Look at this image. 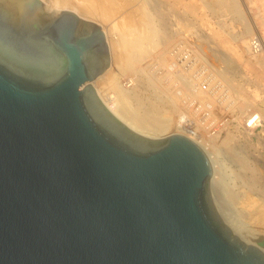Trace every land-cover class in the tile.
<instances>
[{
    "label": "water",
    "instance_id": "water-1",
    "mask_svg": "<svg viewBox=\"0 0 264 264\" xmlns=\"http://www.w3.org/2000/svg\"><path fill=\"white\" fill-rule=\"evenodd\" d=\"M102 28L0 0V264H264L218 212L194 141L149 138L100 99Z\"/></svg>",
    "mask_w": 264,
    "mask_h": 264
},
{
    "label": "rangeland",
    "instance_id": "rangeland-1",
    "mask_svg": "<svg viewBox=\"0 0 264 264\" xmlns=\"http://www.w3.org/2000/svg\"><path fill=\"white\" fill-rule=\"evenodd\" d=\"M42 1L45 2V0ZM127 2H132L133 5L132 3L131 6L126 4L128 7L114 8L115 10L104 4V7L106 6L105 11L106 9L109 10L106 11L108 12L106 14H109L110 11L111 14L114 13L113 15L109 14L113 24L117 28L122 26L123 29L126 25L128 27L126 17L132 10V6L135 8L136 5V7L141 8L145 4L143 6L152 14L153 25H155L158 33V38H155L157 44L155 48L150 50V54L141 61L142 68H145H143L144 73L149 75L143 76L135 70L138 68L126 73H117L115 58L113 59L112 56L107 70H113L117 74L118 83L123 88L135 91L133 93L139 98L133 103L135 107L140 106V110H144L153 105L161 115L164 111L171 112L170 115H173V117L170 116L173 121L171 123L174 126L172 125L166 131L153 135L154 137L157 136L156 138L174 134L178 112L189 98H193V101L196 100L199 103L198 99L203 97L204 104L211 108L209 111L218 120L227 115V130H224L210 143L211 146L217 147V158L219 165L221 164L220 166L217 165V173H219H216V176L224 180L222 182L220 179L219 184L222 185L219 186L222 188L217 187L220 190L216 198L213 195V200L216 202L215 206L218 212L223 215L222 217L228 214L227 217L242 224L239 226V230L236 228V231L248 243L262 239L264 226L259 224L258 220L264 218V215L262 216L258 209L251 210L253 211L251 213L242 207L247 196L248 199L253 198L258 207L259 205L264 207V82H261L258 76L264 74V0H236V9L219 0H131V2L128 0ZM56 8L68 9L78 14L74 7ZM103 18L85 17V19L98 24L104 33H108L110 31L108 22H106L105 17ZM122 27L119 29L123 30ZM111 35L114 36L110 32L109 39H112ZM256 37L260 38L262 45V50L258 55L253 54L249 48L251 40ZM175 49L181 52L178 58L194 57L195 60H198L203 71H205L204 74L199 70L201 68L199 67L195 71H191L190 79L188 74L180 71L179 68L181 67L177 66V59L173 57ZM206 74L209 77L208 81ZM104 75L94 82L95 87L106 88V85L103 84L106 83L103 80ZM177 76L178 78H176ZM187 77L190 81L186 79ZM179 78L188 80L184 84V88L188 90V95L187 92L185 95L183 94L186 97L183 99L184 101L176 102L174 100V106L170 103L164 105L157 102V104V97L153 92L154 89L149 87L150 84L155 82L160 88L158 90H161V87L171 86L172 83L178 86ZM126 82L132 85L126 87L124 85ZM207 83L209 84V91L215 95L214 97L207 93ZM194 94L200 98L195 97ZM224 96L229 97L228 103L221 104ZM212 98H216V100ZM207 99L211 103L215 102L214 105L209 103ZM241 103H244L245 107L242 108ZM172 109L175 111L173 112ZM258 111L260 114L262 113V126L256 131L243 129V118L247 115L248 118L250 112ZM221 170L224 171V174ZM219 174L220 176H218ZM220 206L224 207L221 208Z\"/></svg>",
    "mask_w": 264,
    "mask_h": 264
},
{
    "label": "bare ground",
    "instance_id": "bare-ground-1",
    "mask_svg": "<svg viewBox=\"0 0 264 264\" xmlns=\"http://www.w3.org/2000/svg\"><path fill=\"white\" fill-rule=\"evenodd\" d=\"M127 1L128 0H49V2L54 7H61V8L74 7L75 10L78 12V15L82 18H85V17L86 18H96V17L103 18V17H105V20H106V22H108V27L110 30V31H108V33L105 32L106 41L108 43V48L110 51V57L112 56L113 59L115 58V64H116L117 71H118L117 73H120V72L126 73L132 69L138 68L135 70L139 71L143 76L145 75V77H146L149 74L144 73L145 71H143V70L145 68L144 67H143L144 69L142 68L141 61L150 54V50L152 48L156 47L157 40H155V38L157 37V34H158L157 29L154 27L155 25H153L152 14L149 12V10H146L145 6H143L145 4H143L141 8L136 7V5L134 4L135 8H137V9H135L132 6L131 7L132 10L127 14V17H126V22H127L126 24H128V27L126 25L125 29H123V27L120 26L123 29V30H120L121 28L120 27L117 28L113 24V22H112L113 20H111L110 15H113L114 13L111 14V11H110V13H109L110 15H109V14H106V13H108L106 11H109V10L106 9V11H105L106 6L104 7V4H107L111 9L124 8V7H128L129 6L128 4H130V6H131V3H132L131 0H130L131 3H128ZM219 1H221L222 3L230 5L231 8H234V9L237 8L236 0H219ZM132 5H133V3H132ZM110 32L112 34H114V36L111 35L112 39H109V37H108ZM263 49H264V45H263ZM219 71H220V69H219ZM178 76H179V74H178ZM178 76L176 78H178ZM258 76H259L260 81L264 82V74L263 75L259 74ZM186 79H188V77ZM186 79L179 78L178 79L179 80L178 86H175V83H172L171 86L170 85L168 86L169 88L163 86V87H161V90H158L160 88L157 84H155V82L150 84L149 87L150 88L152 87V89H154L153 92H154L155 96L157 97L156 103L159 102V104L161 103L164 105H166V103H170L173 105L175 103V101L177 102L179 100L185 99L186 97H184L183 94L185 95V93L187 92V95H188V90H186L184 88V84L189 80L188 79L186 81ZM99 80H101V79H99ZM103 80L106 82V83H103L104 85H106V88L101 89V88L94 86L96 88V91H97L100 99L105 104V106L109 110H112V113L120 121H122L124 124H126L130 129H132L135 132L140 133L144 136L155 139L157 136L154 137L153 135H156V133H158V132L166 131L167 128L172 126V125L174 126V124L171 123V122H173L172 118H170V116L173 117V115H170L171 112L168 113V111L167 112L164 111L161 115L158 112V110L155 109V106L153 107V105H150L152 107H150V106L148 108L146 107L147 109H144V110H140V108H139L140 106L135 107L133 103L136 100L138 101L139 98L137 97V95L135 93H133V91H134L133 89L123 88L118 83L117 74L114 73L113 70H107V73H105ZM147 80H149V79L147 78ZM175 82H176V80H175ZM94 85H95V83H94ZM148 91H149V89H148ZM232 98H233V96H232ZM212 99H214V98H212ZM210 100H208L209 103H211ZM150 102H152V101H150ZM153 102H155V101H153ZM214 103L215 102H213L211 104L214 105ZM241 104L243 105V106L241 105L242 108L245 107L244 103H241ZM170 107H172V106H170ZM173 108L176 109L175 107H173ZM239 108L241 109L240 106H239ZM162 109L165 110L164 108H162ZM166 109H167V107H166ZM174 109H172L173 112L175 111ZM160 110H161V107H160ZM259 114H260V112H259ZM260 115H261L260 117H262V113ZM247 119H250V116ZM191 139L194 140L196 143H198L202 147L200 142L197 141L195 138H191ZM202 148L205 151V153H206V155H207V157H208V159L212 165V169H213L212 187L213 188L211 190L213 191L212 195H214L216 198L218 196L217 193L220 190L219 188H222L219 186V185H222V184H219L221 178H218L216 176L217 168H218L217 165H219L218 158H217L218 149L214 145L211 146V144L207 148L205 147V149H204V147H202ZM221 167H223V166H221ZM221 172H222V170H221ZM221 172H220V174H221ZM220 174L218 176H220ZM221 177H222V174H221ZM221 180H222V182L224 181L223 179H221ZM217 187H219V188H217ZM219 197H220V195H219ZM246 198L247 199H246L242 208H245V210L247 209V211L258 209L262 213V216H263L264 215V209H263L264 207L260 206V205L258 207L256 205L257 203L255 202V200H253V198L252 199L249 198L250 200L248 199V196ZM214 203H216V202H214ZM224 206H225V204H224ZM224 206H222V207L220 206V207L223 208ZM219 211L221 212L220 209H219ZM252 212L253 211H251V213ZM257 213L259 214V212H257ZM227 215L228 214H226V216H225L226 218L222 217V218H224L225 223L231 229L236 231V228H238L237 230H239V228H240L239 226H242V224H240L239 222H237L234 219H231L230 217H227ZM248 215H249V213H248ZM221 216H223V215H221ZM258 223L262 224L264 226V218L258 220Z\"/></svg>",
    "mask_w": 264,
    "mask_h": 264
},
{
    "label": "built area",
    "instance_id": "built-area-1",
    "mask_svg": "<svg viewBox=\"0 0 264 264\" xmlns=\"http://www.w3.org/2000/svg\"><path fill=\"white\" fill-rule=\"evenodd\" d=\"M249 48L253 54L255 55L260 54L262 50L260 38L257 37L253 38L250 42ZM174 51L175 52L173 53V57L174 59L175 58L177 59V64H178L177 66L181 67L179 68L180 71H183L185 74H188V76L190 77L191 71L193 70L195 71L197 68L201 67L199 68V70H201L202 73L204 74L205 71H203L201 63H198V60H195L194 57L178 58L181 52L176 49ZM183 68L186 70H184ZM206 77L208 81L209 80L208 74H206ZM124 85L126 87H130L132 84L126 82ZM207 86H208V91L207 90L205 91H207V93L211 97H214L215 95H213L209 91L208 83ZM194 96L200 98L195 94ZM200 99H203V101H200ZM200 99H198V101L201 104L197 103L196 100L193 101V98H189L187 101L183 103L180 111L178 112L177 120L175 122V129L173 133L182 135L190 140H192L191 138H195L197 141L200 142L202 147H204L205 149V147L207 148L213 140H215L220 134L224 132V130L225 131L227 130L226 128L228 125V119L226 118L227 115L225 117H221L219 120L216 119L213 116V113L209 111V109L211 108L207 107V105L204 104L205 103L204 98H200ZM214 99L216 100V98ZM227 100L228 98L224 96V100L223 99L221 100L223 101L221 104L228 103ZM247 116L243 118V129L247 131H256L258 128L262 126L263 120L262 117H260L261 115L259 114V112H250L249 113L250 119H247ZM196 144L199 145L198 143Z\"/></svg>",
    "mask_w": 264,
    "mask_h": 264
}]
</instances>
